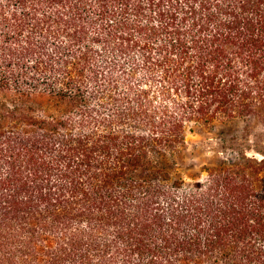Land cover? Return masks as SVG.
<instances>
[{
  "label": "trees",
  "instance_id": "16d2710c",
  "mask_svg": "<svg viewBox=\"0 0 264 264\" xmlns=\"http://www.w3.org/2000/svg\"><path fill=\"white\" fill-rule=\"evenodd\" d=\"M238 119L264 128V0H0V264H264V130L172 176Z\"/></svg>",
  "mask_w": 264,
  "mask_h": 264
},
{
  "label": "rangeland",
  "instance_id": "374dc122",
  "mask_svg": "<svg viewBox=\"0 0 264 264\" xmlns=\"http://www.w3.org/2000/svg\"><path fill=\"white\" fill-rule=\"evenodd\" d=\"M264 130L256 120H224L210 127H193L185 137L184 147L170 155L175 161L172 176L185 181L201 179L205 169L229 164L237 159L235 153L244 143L246 149L256 145V136ZM253 155L251 150H247Z\"/></svg>",
  "mask_w": 264,
  "mask_h": 264
}]
</instances>
